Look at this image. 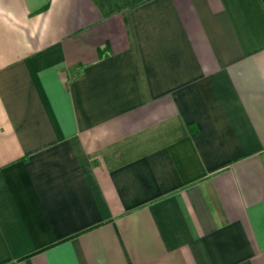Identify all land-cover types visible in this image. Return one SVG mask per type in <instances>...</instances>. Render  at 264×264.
I'll list each match as a JSON object with an SVG mask.
<instances>
[{
    "label": "crops",
    "instance_id": "0c3cea01",
    "mask_svg": "<svg viewBox=\"0 0 264 264\" xmlns=\"http://www.w3.org/2000/svg\"><path fill=\"white\" fill-rule=\"evenodd\" d=\"M0 264H264V0H0Z\"/></svg>",
    "mask_w": 264,
    "mask_h": 264
}]
</instances>
